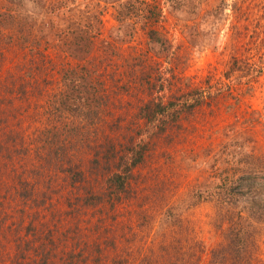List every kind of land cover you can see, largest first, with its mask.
<instances>
[{
    "label": "rangeland",
    "instance_id": "rangeland-1",
    "mask_svg": "<svg viewBox=\"0 0 264 264\" xmlns=\"http://www.w3.org/2000/svg\"><path fill=\"white\" fill-rule=\"evenodd\" d=\"M177 2L188 3L186 13L168 0H54L58 14L44 16L47 8L39 0H0V264H180V244L188 259L202 245L205 264L214 249L229 244L230 231L242 230L240 220L231 225V218L244 210L247 197L264 195V0ZM237 4L240 15L234 12ZM220 8L225 25L218 38L209 43L202 37L193 47L189 29ZM61 19L72 38L76 26L94 37L106 65L129 67V61L116 59L118 53L130 55L134 71L143 70L152 83L165 82L167 97L191 88L206 96L203 107L162 135L145 125L122 133L136 145H115L117 155L145 146L147 156L119 200L103 179L114 155L110 145H91L103 160L88 166L84 182H74L62 168L61 149L69 145L52 140L55 123L50 113L44 116L46 109L34 121L21 117L24 143L6 135L7 125L18 128L5 110L19 105L17 90L30 79L29 64L42 53L61 64L54 58L59 36L51 34L52 27L61 30ZM8 21L10 28L3 27ZM151 29L169 43L163 58L149 50ZM120 36L127 43L114 46ZM256 69L262 73L246 78ZM102 80L97 77L96 84ZM133 105L126 107L131 121ZM82 127L76 130L84 137ZM90 137L95 143L97 136ZM80 145L84 152L86 140ZM234 181L240 189L232 191ZM233 192L242 196L232 204L224 197L230 205L221 211L213 199ZM249 225L243 224L248 228L242 235L254 233L256 263L264 264V225L255 230Z\"/></svg>",
    "mask_w": 264,
    "mask_h": 264
},
{
    "label": "trees",
    "instance_id": "trees-1",
    "mask_svg": "<svg viewBox=\"0 0 264 264\" xmlns=\"http://www.w3.org/2000/svg\"><path fill=\"white\" fill-rule=\"evenodd\" d=\"M9 1L11 3L15 2V0ZM39 1L44 2L48 10V12L44 10V16H56L58 14L54 9V0ZM168 2L170 6L175 3L174 7L178 12L182 7L183 12L186 13L187 2L178 3L177 0H168ZM178 4L181 6L179 7ZM234 12L237 15L241 14L238 4ZM221 16V8L211 10L203 17L197 33L198 28L189 29L192 32L190 43L193 47L197 46L196 43L202 37H207L204 39L206 42L214 43L225 25L223 24L225 19ZM47 18L45 17V19ZM64 21L65 19H61V30L58 33L53 27L51 30L54 32L51 33L50 31L54 36H59V46L56 45L55 47L59 52L54 58L58 59L61 64L56 66L51 57L46 56V53L39 56L41 59H36L29 64L28 71L31 72L28 77L30 79L27 80L25 86H20V91L19 88L17 90L22 94L18 100L15 99L19 101V105L8 107L5 110L8 118L14 121L13 126L18 128L7 125L6 135L13 141L20 137V141L24 143L25 129L23 127L24 122L20 121L21 117L34 121L46 109L44 116L50 113L48 119L51 120L50 123H55L54 128L51 129L54 133L52 140H55L56 145H69L65 149H61L63 152L61 154L62 168L67 169L64 172L73 176L72 181L74 182H84L88 166L90 164L94 166V163L99 165L100 161L103 160V157L97 151H94L98 148L91 145H110L114 155L108 162V172L103 174V179H106L105 182H107L109 190L113 191V195L117 196V200H119L127 192V188L131 186L134 170L144 163L147 156L145 146L130 147L122 154L117 155L115 145H136V142L132 139L124 141L122 133L125 130L132 129V125L138 128L145 125L148 129H153V134L162 135L185 116L191 115L196 109L203 107L206 96L203 89L191 88L180 92L178 90L177 93H172L170 97H167L169 88L166 87L165 82L152 83L150 77L142 75L143 70L134 71L130 55L124 56L118 53L116 59L118 63L124 60L129 61V67L120 64L118 66L106 65L108 60L103 56H97L99 43L97 45L94 37L91 36L90 39V37L83 34L80 27L76 26L78 30L72 38V35L66 32ZM10 25L12 23H9V21L2 23L3 27L10 28ZM123 38L125 37H114V46L127 43L125 40H121ZM105 43L107 44V41ZM26 45L27 43L24 46L26 47ZM148 47L151 53L158 58H163L170 50L167 39L156 29H151L148 32ZM90 57L94 58L89 62ZM96 60H99L100 63L95 64ZM248 71L250 72V70ZM253 73L262 72L256 69L254 72L248 73L246 78ZM97 77H103V80L97 81L96 84ZM132 105L135 115L131 121L128 116L132 115V112L128 108L132 109ZM26 113H29L28 116ZM30 113L33 114L30 115ZM16 119L18 122H15ZM80 125L83 126L84 137H81L76 130V128H80ZM98 126H100V129H98ZM67 128L69 132L66 131ZM10 131H12V134H14L13 131H16L18 135H9ZM90 135L97 136L95 143L91 141ZM83 139L86 140L87 145L84 152H82L83 145H80ZM3 145L10 144L4 142ZM66 160H69L70 163H65ZM233 184L232 191L240 189L237 181H234ZM78 191L75 187L73 195L78 196ZM230 196H233V198ZM241 196L240 193H226L218 195L213 201L219 202V207L223 211V207H229L230 205L229 203L225 204L224 197L232 204L234 198L238 199ZM259 197V200L247 197L244 201V210L243 207L240 208L239 214L231 218L230 224L232 225V222L239 219V224H242V232L247 227L243 226L246 222H249L250 230H255L258 225H264V207L262 206L264 195ZM88 198L86 196V200ZM90 203L92 202L88 201V204ZM238 208L236 207L237 210ZM241 231L235 234L230 231L226 236L229 244L225 245L224 243L214 249L210 253V260L205 264H257L255 235L252 236V231H248L243 236L244 233ZM162 248L164 251L166 250L165 246H162ZM177 249L180 264H187L189 260L195 264H204L202 256L204 253L206 254V249L202 245L193 247L194 251L198 249V254L195 252L189 254L190 259H188L181 244ZM170 253L172 255V251Z\"/></svg>",
    "mask_w": 264,
    "mask_h": 264
}]
</instances>
